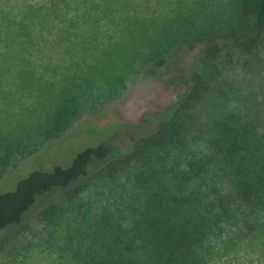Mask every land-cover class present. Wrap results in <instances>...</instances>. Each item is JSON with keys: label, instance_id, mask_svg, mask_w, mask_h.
<instances>
[{"label": "rangeland", "instance_id": "rangeland-1", "mask_svg": "<svg viewBox=\"0 0 264 264\" xmlns=\"http://www.w3.org/2000/svg\"><path fill=\"white\" fill-rule=\"evenodd\" d=\"M35 3L41 13L16 19L0 48L3 191L34 170L69 166L78 152L117 132L119 144L131 143L173 113L195 116L191 143L201 147L226 113H243L264 132V32L256 31L244 0H55L50 9L47 0ZM158 59L167 64L158 67ZM178 76L205 85L187 111L178 108L188 93ZM136 150L94 165L56 213L38 206L22 226L1 234L0 264H74L106 215L132 223L142 167L160 169L169 158L155 147ZM262 248L243 242L208 263L264 264Z\"/></svg>", "mask_w": 264, "mask_h": 264}, {"label": "trees", "instance_id": "trees-1", "mask_svg": "<svg viewBox=\"0 0 264 264\" xmlns=\"http://www.w3.org/2000/svg\"><path fill=\"white\" fill-rule=\"evenodd\" d=\"M28 1L0 0V8L11 2L0 9V48L16 19L34 17L44 9L36 0L34 5ZM47 2L48 9L55 4ZM244 4L256 31L264 32V0ZM165 64V59L156 61L158 67ZM174 79L187 86L178 105L179 111H187L205 85L196 78ZM217 120L204 147L191 143L195 116L173 113L131 143L119 144L117 132L78 152L69 166L32 171L13 190L0 188V235L22 226L38 206L56 213L64 206L66 191L84 182L94 165L126 159L141 145L155 147L164 160L168 156L166 165L158 169L147 162L142 167L132 223L110 222L111 216L104 213L102 226L91 232L92 241L74 264H209L215 254H225L243 242L252 249L263 246L264 251V132L259 122L243 113H226ZM48 197L52 201L41 205Z\"/></svg>", "mask_w": 264, "mask_h": 264}]
</instances>
